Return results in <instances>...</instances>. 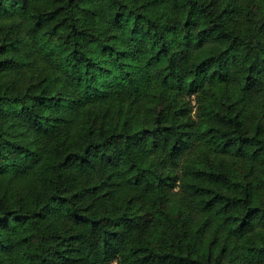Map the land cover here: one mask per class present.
<instances>
[{
	"label": "trees",
	"instance_id": "16d2710c",
	"mask_svg": "<svg viewBox=\"0 0 264 264\" xmlns=\"http://www.w3.org/2000/svg\"><path fill=\"white\" fill-rule=\"evenodd\" d=\"M264 264V0H0V264Z\"/></svg>",
	"mask_w": 264,
	"mask_h": 264
},
{
	"label": "rangeland",
	"instance_id": "374dc122",
	"mask_svg": "<svg viewBox=\"0 0 264 264\" xmlns=\"http://www.w3.org/2000/svg\"><path fill=\"white\" fill-rule=\"evenodd\" d=\"M112 264H114V261L112 262Z\"/></svg>",
	"mask_w": 264,
	"mask_h": 264
}]
</instances>
